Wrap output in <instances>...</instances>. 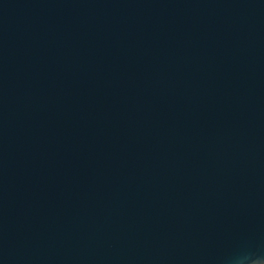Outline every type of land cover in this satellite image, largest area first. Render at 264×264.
<instances>
[{"label": "water", "instance_id": "obj_1", "mask_svg": "<svg viewBox=\"0 0 264 264\" xmlns=\"http://www.w3.org/2000/svg\"><path fill=\"white\" fill-rule=\"evenodd\" d=\"M264 253V0H0V264Z\"/></svg>", "mask_w": 264, "mask_h": 264}, {"label": "clouds", "instance_id": "obj_2", "mask_svg": "<svg viewBox=\"0 0 264 264\" xmlns=\"http://www.w3.org/2000/svg\"><path fill=\"white\" fill-rule=\"evenodd\" d=\"M226 264H264V253L246 249L227 258Z\"/></svg>", "mask_w": 264, "mask_h": 264}]
</instances>
